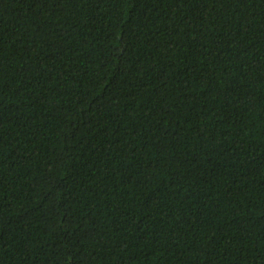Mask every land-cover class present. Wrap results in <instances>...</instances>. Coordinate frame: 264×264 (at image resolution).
Returning a JSON list of instances; mask_svg holds the SVG:
<instances>
[{"label":"trees","instance_id":"1","mask_svg":"<svg viewBox=\"0 0 264 264\" xmlns=\"http://www.w3.org/2000/svg\"><path fill=\"white\" fill-rule=\"evenodd\" d=\"M0 264H264V0H0Z\"/></svg>","mask_w":264,"mask_h":264}]
</instances>
